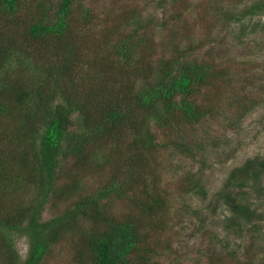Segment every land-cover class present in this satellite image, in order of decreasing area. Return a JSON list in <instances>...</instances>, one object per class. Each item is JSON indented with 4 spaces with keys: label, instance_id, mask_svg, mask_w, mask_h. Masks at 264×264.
Listing matches in <instances>:
<instances>
[{
    "label": "trees",
    "instance_id": "16d2710c",
    "mask_svg": "<svg viewBox=\"0 0 264 264\" xmlns=\"http://www.w3.org/2000/svg\"><path fill=\"white\" fill-rule=\"evenodd\" d=\"M193 2L156 0L158 18L128 6L115 15L113 1L98 26L81 0H0V264H44L65 240L76 264H161L157 257L170 245L154 235L166 229L160 214L170 194L159 187L150 155L170 146L207 167L196 154L207 144L192 131L216 115V89L234 84L214 49L233 21L244 22V37L258 26L248 28L246 19L264 13L259 1L218 16L222 28L204 51L185 18ZM154 26L165 31L175 56L158 52L147 33ZM97 31L102 37L91 41ZM249 101L239 103V116L252 109ZM93 175L105 181L88 193ZM263 182L264 157L231 171L216 193L230 213L228 230L263 236L264 218L247 192L264 198ZM206 186L195 179L185 191L204 199ZM112 200L134 211L117 216ZM52 202L64 209L44 221ZM19 238L28 240L25 258ZM209 261L223 264V256Z\"/></svg>",
    "mask_w": 264,
    "mask_h": 264
},
{
    "label": "rangeland",
    "instance_id": "374dc122",
    "mask_svg": "<svg viewBox=\"0 0 264 264\" xmlns=\"http://www.w3.org/2000/svg\"><path fill=\"white\" fill-rule=\"evenodd\" d=\"M81 1L84 7L93 9L96 20L91 23L98 26L105 19L104 9L111 10L114 7L113 1L119 6L116 7L115 15L121 13L122 9H136L144 16H163L160 9L156 10V0ZM259 1L264 2L195 0L189 15L185 17L187 26L191 35L195 36V41L202 40L203 50L209 51L213 45L209 41L222 28L217 17L226 11L241 12ZM127 6L130 9L125 8ZM246 20L248 28L258 25L255 33L247 36L242 34L244 37H241L240 28L244 22L241 24L233 21L226 31V41L214 49L218 51V55L224 57L221 67L230 68L234 84H231V87L221 85L216 89L219 91H215L218 97L212 98L213 105L217 106L214 109L216 115L206 123L200 124L197 131H192L193 138L198 143L204 141L207 144L204 154L196 151L198 160L206 159L207 167L201 169V163L181 151L176 152L170 146L159 148L150 155V163L157 167V175L160 176L159 187L167 189L170 194L169 209L160 214L166 221V229L154 235V238L171 246L166 247L160 252L161 256L157 257L161 264H210L209 257L219 255L223 256V264H264V220L260 221L263 225V236L256 237L258 240L250 238L247 229L243 235L235 234L225 226L230 213L226 211L223 202L216 198V193L225 188L233 169L242 166L250 158L264 157V13ZM147 33L154 36L160 54L163 51L167 56H175V53L171 52L170 40L165 31L154 26ZM93 36L91 41L102 37L100 31ZM217 62L220 63L219 60ZM247 98L251 99L249 105L252 109L241 117L239 103ZM246 103L248 104V100ZM238 117H241L240 122H237ZM212 140L216 142L211 145ZM72 165L73 162L69 161L65 167ZM195 179L203 180V184L207 185V196L204 199L202 196L186 194L188 182ZM86 181L89 182L86 183L89 193L91 189L98 188L105 179L93 175ZM248 189L249 198L255 201L252 208L264 218V198H258L256 191ZM29 199L30 195L22 194L21 200ZM111 202L113 203L109 205V209L117 216L134 211L127 202ZM63 209L64 206L58 207L52 202L46 207L43 220L54 218ZM28 248L27 239L17 240V249L23 258L26 257ZM44 264H76L69 241H62L55 246Z\"/></svg>",
    "mask_w": 264,
    "mask_h": 264
}]
</instances>
